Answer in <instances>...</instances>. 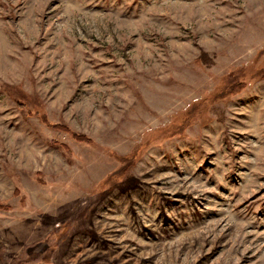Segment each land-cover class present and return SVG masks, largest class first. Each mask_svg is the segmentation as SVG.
Returning <instances> with one entry per match:
<instances>
[{"label": "rangeland", "instance_id": "1", "mask_svg": "<svg viewBox=\"0 0 264 264\" xmlns=\"http://www.w3.org/2000/svg\"><path fill=\"white\" fill-rule=\"evenodd\" d=\"M0 264H264V0H0Z\"/></svg>", "mask_w": 264, "mask_h": 264}]
</instances>
